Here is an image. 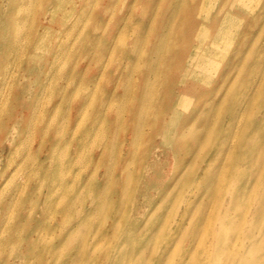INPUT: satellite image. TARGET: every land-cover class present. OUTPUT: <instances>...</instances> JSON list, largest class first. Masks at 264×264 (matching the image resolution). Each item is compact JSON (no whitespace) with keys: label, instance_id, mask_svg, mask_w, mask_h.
<instances>
[{"label":"rangeland","instance_id":"374dc122","mask_svg":"<svg viewBox=\"0 0 264 264\" xmlns=\"http://www.w3.org/2000/svg\"><path fill=\"white\" fill-rule=\"evenodd\" d=\"M208 1L0 0V264H264V0Z\"/></svg>","mask_w":264,"mask_h":264},{"label":"bare ground","instance_id":"6f19581e","mask_svg":"<svg viewBox=\"0 0 264 264\" xmlns=\"http://www.w3.org/2000/svg\"><path fill=\"white\" fill-rule=\"evenodd\" d=\"M205 1L210 3L208 0ZM262 1L263 0H238L236 6L237 9L244 14H252L256 12ZM225 8L226 6L221 8V11L223 12ZM238 21V18L231 14L229 9L223 14L210 45V52L214 57H221L224 51L233 44L235 38L234 30L237 29ZM191 61L197 63V67L199 66L198 68L208 75L206 78L208 79L210 76L209 73H211L210 60L194 57L193 59L191 58Z\"/></svg>","mask_w":264,"mask_h":264}]
</instances>
